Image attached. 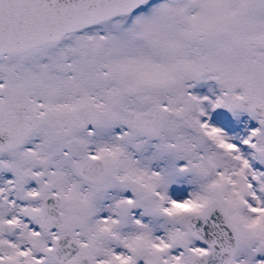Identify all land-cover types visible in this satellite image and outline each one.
<instances>
[{
    "label": "snow or ice",
    "instance_id": "6c2138e0",
    "mask_svg": "<svg viewBox=\"0 0 264 264\" xmlns=\"http://www.w3.org/2000/svg\"><path fill=\"white\" fill-rule=\"evenodd\" d=\"M0 264H264V0H0Z\"/></svg>",
    "mask_w": 264,
    "mask_h": 264
},
{
    "label": "rangeland",
    "instance_id": "374dc122",
    "mask_svg": "<svg viewBox=\"0 0 264 264\" xmlns=\"http://www.w3.org/2000/svg\"><path fill=\"white\" fill-rule=\"evenodd\" d=\"M210 86H211V82H202L201 85L197 86V92L205 93ZM183 186H186V185H182L178 187H183Z\"/></svg>",
    "mask_w": 264,
    "mask_h": 264
}]
</instances>
